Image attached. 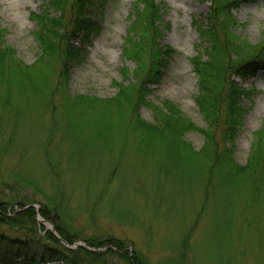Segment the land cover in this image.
<instances>
[{
	"label": "rangeland",
	"instance_id": "374dc122",
	"mask_svg": "<svg viewBox=\"0 0 264 264\" xmlns=\"http://www.w3.org/2000/svg\"><path fill=\"white\" fill-rule=\"evenodd\" d=\"M153 1L158 8V44L173 55L166 58L155 83L146 87V101L137 105L136 113L154 123L153 107L169 102L196 127L205 128L194 100L197 78L189 58L202 51L196 46L194 25L195 20L205 23L208 3ZM43 2L0 0L4 45L32 66L26 86L0 83L1 213L17 218L15 213L36 205L31 207L36 231L51 232L50 225L65 247L109 236L126 241L148 264H264V171L253 188L256 183L247 177L220 179L223 173L202 153L207 147L192 156L161 148L152 152L151 144L141 140L134 116L129 117V105L107 101L117 92L115 81L126 76L137 89L154 68L148 47L139 68L122 55L136 0H103L102 16L94 18L100 31L75 42L83 59L69 64L67 89L71 96L86 98L74 101V109L56 89L59 62L41 57L34 38V15L41 13ZM231 13L236 36L249 44L262 40L264 0L243 1ZM232 78L249 92L232 144L234 163L241 166L254 149L264 160V73ZM220 139L217 128L215 140L222 147ZM184 140L194 152L204 148L198 131L188 132ZM55 196L63 200L64 224L77 238L72 245L39 214L43 206L53 209L49 203ZM11 226L0 223V230L20 236L31 232Z\"/></svg>",
	"mask_w": 264,
	"mask_h": 264
},
{
	"label": "trees",
	"instance_id": "16d2710c",
	"mask_svg": "<svg viewBox=\"0 0 264 264\" xmlns=\"http://www.w3.org/2000/svg\"><path fill=\"white\" fill-rule=\"evenodd\" d=\"M200 1L207 2L209 6L204 17L205 23L195 20L197 23L194 25L198 34L196 46H201L202 51L197 50L189 58V62L197 78V94L194 100L205 122V128L196 127L169 102L153 107L154 123L141 120L136 113L137 105L146 101V87L155 83L166 58L173 55L171 49L158 44V8L153 0H136L137 3L133 4L122 45L125 61H133L136 68L143 65V55L149 54L147 49H150V56L153 51L154 68L149 69L152 73L142 77L137 89L134 80L123 76L120 82L115 81L117 92L107 101L117 104L125 101L129 105V117L134 116L136 128L142 134L141 140L147 142V145L151 144L152 152L161 148L166 151L179 150L185 156H192L207 147V152L202 153L211 167H218L223 173L219 175L220 179L241 181L247 177L250 182L256 183L253 188H257L260 176L264 173V160L259 158L260 150L254 149L245 165L235 164L232 158V144L242 126L245 112L243 99L249 93L232 77L250 78L264 73V36L259 43L249 44L233 32L235 22L231 11L239 3L248 0ZM104 5L103 0H44L43 10L34 15L37 21L34 38L40 55L59 62L61 69L56 89L60 88L67 105L86 98L85 95L71 96L68 93L69 64L83 59L82 51L75 42L87 41L100 31L94 18L96 15L102 16ZM138 27H141L140 30ZM31 68L32 66L17 59L11 47L4 45L0 30V83H22L26 86ZM135 90L136 94L132 96L131 92ZM74 107L71 105V108ZM217 128L221 132L222 147L215 140ZM190 131H198L203 135L205 144L202 150L194 152L184 140L185 134ZM62 201L61 197L55 196L49 203L53 209L43 206L39 214L53 225L62 240L72 245L77 238L64 224ZM19 205L24 207L22 203ZM15 214L17 218L0 211V215L5 216L3 220L0 218V223L31 232L29 235L20 236L0 230V264H148L136 249L129 250L124 240L109 236L85 238L82 241L94 251L82 246L69 249L44 228H40L42 234L36 231L34 208L28 207ZM31 226L35 229H30ZM183 244H186V238Z\"/></svg>",
	"mask_w": 264,
	"mask_h": 264
},
{
	"label": "water",
	"instance_id": "95a60500",
	"mask_svg": "<svg viewBox=\"0 0 264 264\" xmlns=\"http://www.w3.org/2000/svg\"><path fill=\"white\" fill-rule=\"evenodd\" d=\"M29 207H35V208H37L36 205H29ZM47 229L50 230L51 232H54V231H53V228H52L50 225L47 226ZM77 245L85 246L83 243L78 242V243H76L74 246H72V247H70V248L73 249V248H75Z\"/></svg>",
	"mask_w": 264,
	"mask_h": 264
}]
</instances>
